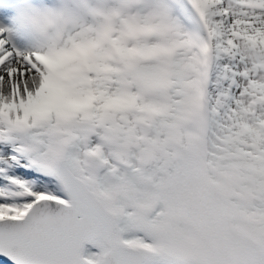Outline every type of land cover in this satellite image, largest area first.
<instances>
[{
    "label": "snow or ice",
    "instance_id": "obj_1",
    "mask_svg": "<svg viewBox=\"0 0 264 264\" xmlns=\"http://www.w3.org/2000/svg\"><path fill=\"white\" fill-rule=\"evenodd\" d=\"M0 256L264 264V0H0Z\"/></svg>",
    "mask_w": 264,
    "mask_h": 264
},
{
    "label": "rangeland",
    "instance_id": "obj_2",
    "mask_svg": "<svg viewBox=\"0 0 264 264\" xmlns=\"http://www.w3.org/2000/svg\"><path fill=\"white\" fill-rule=\"evenodd\" d=\"M98 251L97 249H95L92 245H88L85 247V254L87 255L89 252H95ZM0 264H4V263H0Z\"/></svg>",
    "mask_w": 264,
    "mask_h": 264
},
{
    "label": "water",
    "instance_id": "obj_3",
    "mask_svg": "<svg viewBox=\"0 0 264 264\" xmlns=\"http://www.w3.org/2000/svg\"><path fill=\"white\" fill-rule=\"evenodd\" d=\"M88 246V245H85V247ZM0 262L1 263H5V264H11L10 261H8L5 257L3 256H0Z\"/></svg>",
    "mask_w": 264,
    "mask_h": 264
}]
</instances>
